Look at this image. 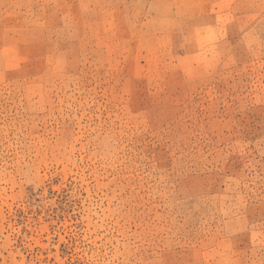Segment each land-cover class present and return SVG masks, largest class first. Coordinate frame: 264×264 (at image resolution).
I'll use <instances>...</instances> for the list:
<instances>
[{
	"label": "rangeland",
	"instance_id": "obj_1",
	"mask_svg": "<svg viewBox=\"0 0 264 264\" xmlns=\"http://www.w3.org/2000/svg\"><path fill=\"white\" fill-rule=\"evenodd\" d=\"M0 236V264H264V0H0Z\"/></svg>",
	"mask_w": 264,
	"mask_h": 264
},
{
	"label": "clouds",
	"instance_id": "obj_2",
	"mask_svg": "<svg viewBox=\"0 0 264 264\" xmlns=\"http://www.w3.org/2000/svg\"><path fill=\"white\" fill-rule=\"evenodd\" d=\"M27 183L29 185H34V183L32 181H27ZM73 197L78 199L79 198V191L74 193ZM6 251H8V252L14 251L12 240H11V238H5L3 236H0V253H4ZM10 258L11 257H5V259H10Z\"/></svg>",
	"mask_w": 264,
	"mask_h": 264
}]
</instances>
